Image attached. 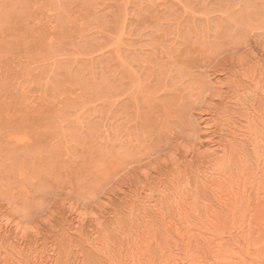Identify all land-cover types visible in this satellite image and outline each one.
Returning <instances> with one entry per match:
<instances>
[{
	"label": "rangeland",
	"instance_id": "obj_1",
	"mask_svg": "<svg viewBox=\"0 0 264 264\" xmlns=\"http://www.w3.org/2000/svg\"><path fill=\"white\" fill-rule=\"evenodd\" d=\"M261 44L264 0H0V218L11 223L0 220V247L15 256L18 222L41 228L40 240L29 230L23 255L48 249L56 264H109L142 233L154 254L178 243L161 214L172 211L180 172L199 204L210 197L198 176L210 139L255 158L229 129L246 125L250 98L264 110L249 78L260 67L241 66ZM207 111L218 119L210 131ZM73 207L88 215L80 227ZM92 211H103L101 228Z\"/></svg>",
	"mask_w": 264,
	"mask_h": 264
},
{
	"label": "bare ground",
	"instance_id": "obj_2",
	"mask_svg": "<svg viewBox=\"0 0 264 264\" xmlns=\"http://www.w3.org/2000/svg\"><path fill=\"white\" fill-rule=\"evenodd\" d=\"M248 50L250 52L246 51L247 53H249L248 55H246L247 59H246V57H244L246 60H243V59L241 60V63H242L241 66H243V68H244L246 65H248V67H249V64H251L253 62L251 64V66L252 65L253 66L252 67L250 66L251 68L249 67L250 68L249 70L254 69V68L256 70V66L260 67L259 68L260 73H255L256 71L254 72V70H253V72H251V73L249 72V78H250V81L253 84H255L256 89L264 93V85L262 84V83H264V58H263V56H264L263 55L264 54V45H262V44L260 46L253 45V48L248 49ZM246 68H247V66H246ZM249 70H247V71H249ZM247 71H246V73H247ZM257 72H259V71H257ZM246 75H248V74H246ZM226 83H227V81H226ZM228 85H230V84H228ZM221 87H219V88L221 89ZM220 94L221 93H219V95ZM252 94H253V92H252ZM255 94L256 93H254L253 95L256 97ZM216 95H217L216 97H219L218 94H216ZM222 95H220V98ZM263 96H261V97L263 98ZM250 97L253 98V96L251 94H250ZM248 98H247L248 102H246V103H249L250 101H251V103H250V105L246 104L247 105V106H245L246 108L242 107V108H244V110H243V112L241 110V112H242V114L244 112L245 113L243 114V116L240 115V118L244 117V119H245L244 120L246 122L245 126H242L241 128L237 127L239 129L234 128V127H236V125H234V124L237 121H240L239 119H237V121L235 119V120H232V121H235V122H233L234 124H231L232 121L230 122L231 126L234 125L233 127L230 128L229 122H228L229 119H227V117L225 119H226V122L228 125V126L226 125L227 128L228 127L230 128V129L228 128L230 130L229 135L231 137H233L235 139V141L243 139V138H244V140H249L253 146V152H254L255 158L253 157L254 159H252V160L247 159L249 156L246 158L243 153H240L239 151H237L235 149L234 145H232L233 141H231L232 143L229 142L230 141L229 140V141H224L220 144H216L213 141H211V139H210V141L207 143L208 148L207 149L205 148L206 150L202 149V152H201L202 153L201 156H203V158H204L203 159L201 157L203 159V163H204L203 165L204 166L201 167L200 169L198 168L199 169L198 170L199 171L198 172L199 179H200L201 183L204 184L205 189H207L210 197L208 199L207 198L203 199L201 202H199V204H198V202L195 201L196 198H194V196L192 195L193 193L191 194L188 190V188H189L188 181H187L188 179L186 180V176L184 173L185 171H183L184 176H183V173H181L179 171L180 177H178L176 179V181L173 185V188L172 189L170 187L168 188L169 191H172L171 196L173 197V200L170 201L172 203V211H170L171 213H169L170 214L169 216L164 215V214H161V216L163 219L164 228H165L166 232H170V233L174 234V236H176L178 238V243H176V244L173 243L174 245H171V246L167 244L166 246L161 247L159 253L154 254V252L153 253L151 252L152 251L151 250V241L154 239V238L152 239L151 237L153 235L151 237H148L149 234L148 235H146V234L144 235L143 233L141 235L137 234L138 236L136 235L137 238L135 239V241H133V244L131 243V247H129L128 250L125 249L126 252L128 251L126 253V255H124V251L122 249H120L119 247H118L119 248V251H118L119 254L118 255H114V254L112 255L113 252L109 251L110 248L108 250L106 249L107 254L109 252L111 253V255L109 253L108 257H106V258H108L107 261L109 264H264V110H262V112H260L261 110H259V112L257 113L256 111H258V110L254 109V106H256L255 105L256 103L254 104V101L257 98L256 99L250 98V101ZM214 99H216V98H214ZM245 99L242 101H247ZM243 104H245V103H243ZM243 104H242V106H243ZM211 105H212V103L210 104V106ZM209 111H210V109H209ZM209 111H207L208 113L203 112L202 117H201L203 119L205 126L207 127V130L214 127L215 126L214 124H216L218 122V119H217V121L216 122L214 121L215 123H213L214 119L212 117H209L210 113H212V112H209ZM212 114L216 120V117H215L216 115L214 113H212ZM208 136H209V134H208ZM13 139H14V136H13ZM14 140L18 141L22 145L27 144V142L29 141L28 137H22V135H21V138H15ZM231 140H233V139H231ZM241 141H243V140H241ZM8 143L10 144V142H8ZM240 143L241 142L239 141V144ZM199 145H202V144H199ZM29 146H31V145H29ZM189 148L190 147H188V149L185 153L189 154L190 155L189 157H191V155H193L196 150L189 149ZM176 149H177V147H176ZM200 149H201V147H200ZM203 151H205V152H203ZM175 152L177 153V151H175ZM235 153L238 155V158H236L237 156H235ZM195 154H196V152H195ZM169 155H171V154H169ZM167 156L165 157L164 160L167 159ZM170 157L171 158L173 157L174 161L172 159L170 161V158L168 156L169 160L167 159L165 162L170 161L172 163V161H173V163L176 167L178 166V164H181L180 160H182V159L181 158L178 159L177 154L175 156L171 155ZM145 167H146V165H145ZM150 169H151V167H150ZM145 170H147V171H145ZM177 170H180V169H177ZM144 171H143L144 172L143 174L145 177H147L146 174L149 170L144 169ZM201 183H200V185H201ZM191 184H193V183H191ZM198 185H195V186H198ZM192 191L195 192L194 190H192ZM162 192H164V194H165V191H162ZM162 196H164V195H162ZM132 197H134V196H132ZM145 197L146 196H144V198ZM147 197H148V195H147ZM169 197H170V194H169L168 198ZM145 199L148 200L147 198H145ZM197 201H200V200L197 199ZM150 205H152V204L150 203ZM152 206L154 207V209L155 208L158 209V207H159L158 205H155V206L152 205ZM102 207L104 208V205ZM79 208H81V207H79ZM74 209L73 210L75 213H73V214H76L75 215L76 217L75 216H73V217L76 220L73 219V221L74 220H75V222L77 221L76 224L74 222V227L77 224L79 225V226L78 225L77 226L80 227L81 224L84 223L86 218L88 219V215L85 214L86 211L85 212L83 211L81 213L80 210L82 208L79 210H76V208H74ZM100 209H102V208H100ZM100 212L103 213V211H99V213ZM92 213H95V214H92ZM99 213L92 211L91 212L92 215L89 216V218H91V219H89V222L91 220H93L92 223H96V224H93L95 226V228L97 226H99L100 228H101V226H103L102 220L104 218V215H103V217H101L100 215H102V214L100 213V215H99ZM130 213H132V212H130ZM73 214H71V215H73ZM158 214H160V212ZM129 216H130V214H129ZM1 217H2V215H1ZM4 217H2V219L0 218L2 227L7 226V225L9 226V223H10L9 220L10 219L9 220H8V218L3 219ZM6 217H8V216H6ZM139 221H140V219H139ZM86 222H88V221H86ZM19 223L20 222H18L17 225L15 224L16 226H13L16 230L15 231L16 232V241H17L16 243L18 246L16 244H14L15 241H14L12 246L14 247V245H16V247L13 248V247H10L11 244L9 245L10 250L12 248L11 251L15 252V256L12 254L15 257V262H13V263H15V264H56V263H54V261L56 260L55 259L56 256L53 257L52 256L53 253L51 254V252H49V251L47 252L48 249H46V251H44V252H40V249L39 250L37 249L38 251L36 249H35V251H34V249H32L31 253L27 252L30 254L23 255L25 250L23 252V250L21 251L20 248L22 249L24 247V246L22 247L21 245H23L24 244L23 242H25V239H27L26 237H28V235H29L28 233H29L30 229L21 226L23 223H21V225ZM31 223L33 224V222H31ZM10 225H11V223H10ZM35 226H33V229L30 230V232H31L30 234L31 235L33 234V237L35 239H39L38 235H40V234H38L39 232H37V231H40L41 228L39 227L40 229L39 230L37 229V231H36V228H34ZM72 227H73V225H72ZM78 227H77V229L79 230ZM145 227L146 226L144 225V228ZM3 228H5V227H3ZM82 228H83V226H82ZM6 230H7V228H6ZM95 230H97V229H95ZM80 231H81V228H80ZM196 234H197V237L199 238L197 241H195ZM29 238L30 237H28V239ZM124 238H125V236H124ZM96 239H98V238H95L93 240L96 241ZM124 240L126 241V239H124ZM132 240H133V238H132ZM97 241L95 242L96 245H97ZM10 242L12 243L11 239H10ZM37 242H39V241H37ZM99 242H101V240ZM167 242H169V241H167ZM1 243H5V242L0 241V246L2 245ZM102 243L103 242H101L99 244L103 245ZM152 243L154 244V241H152ZM90 244H91V242H90ZM99 244H98V246H99ZM92 246H93V244H92ZM108 246L109 245H107V247ZM3 247H0V257H1L0 260L3 258L2 259V261L4 262L3 264H13L11 262L14 261L13 260L14 257L13 256H12V258L9 257L6 254L7 250L5 249L6 251H4ZM96 247L97 246H94V248H96ZM101 248L104 249L103 246L102 247L100 246V248L97 247L96 249L101 250ZM43 250H41V251H43ZM100 250H98V251H100ZM100 252H103V251H100ZM8 253H10L9 249H8ZM104 253L105 252H103V254ZM109 255H110V257H109ZM7 257L12 259V261L10 259H8ZM56 262H58V261L56 260Z\"/></svg>",
	"mask_w": 264,
	"mask_h": 264
}]
</instances>
